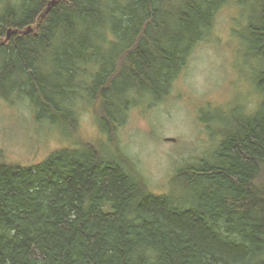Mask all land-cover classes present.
Listing matches in <instances>:
<instances>
[{
	"label": "trees",
	"instance_id": "16d2710c",
	"mask_svg": "<svg viewBox=\"0 0 264 264\" xmlns=\"http://www.w3.org/2000/svg\"><path fill=\"white\" fill-rule=\"evenodd\" d=\"M232 1L0 0V81L19 84L17 98L44 114L37 92L68 110L71 134L69 102L84 98L108 133L139 104L137 94L115 99L134 89L162 100ZM254 1L259 25L246 35L264 47V0ZM216 141L210 158L176 171L167 193L119 148L94 141L32 166L0 160V264H264V99Z\"/></svg>",
	"mask_w": 264,
	"mask_h": 264
},
{
	"label": "rangeland",
	"instance_id": "374dc122",
	"mask_svg": "<svg viewBox=\"0 0 264 264\" xmlns=\"http://www.w3.org/2000/svg\"><path fill=\"white\" fill-rule=\"evenodd\" d=\"M256 7L254 0H233L219 9L212 33L194 45L169 93L153 103V97L134 89L118 96L116 102L127 104L137 94L139 104L132 108L128 104L124 122H114L108 133L97 126L96 110L84 98L69 102L78 117L71 134L68 110L55 111L37 92L48 111L44 114L29 99L17 98L19 84L0 81V94L10 89L8 98L0 96V160L32 166L52 151L76 145L77 139L94 141L104 148H119L155 193H167L178 169L210 158L216 140L259 111L264 99L259 86L264 47L246 35L248 24L259 25ZM84 80L86 88L90 79ZM56 83L62 86L63 81ZM72 83L77 85V80L73 78L66 87ZM86 92L87 88L83 97ZM256 182L264 183V168Z\"/></svg>",
	"mask_w": 264,
	"mask_h": 264
},
{
	"label": "water",
	"instance_id": "95a60500",
	"mask_svg": "<svg viewBox=\"0 0 264 264\" xmlns=\"http://www.w3.org/2000/svg\"><path fill=\"white\" fill-rule=\"evenodd\" d=\"M54 2H55V1H52L51 3H54ZM13 32H15V30H14ZM9 34H10V30L7 31V36H6V38L9 37ZM170 139H172V138H170Z\"/></svg>",
	"mask_w": 264,
	"mask_h": 264
}]
</instances>
